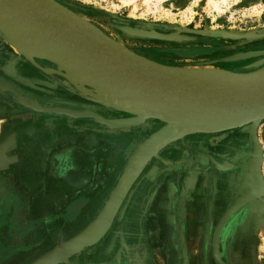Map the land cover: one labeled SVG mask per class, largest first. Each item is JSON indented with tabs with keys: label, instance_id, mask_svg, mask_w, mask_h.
Listing matches in <instances>:
<instances>
[{
	"label": "rangeland",
	"instance_id": "obj_1",
	"mask_svg": "<svg viewBox=\"0 0 264 264\" xmlns=\"http://www.w3.org/2000/svg\"><path fill=\"white\" fill-rule=\"evenodd\" d=\"M55 1L135 53L170 67L244 71L264 62V54L223 60L264 50V0ZM126 28L178 32L191 38L141 37ZM187 29L261 36L236 40ZM79 84L47 61L14 52L0 29V264H30L86 230L132 158L163 125L117 109L111 100L94 98ZM46 108L90 112L106 122L90 115L41 111ZM246 128L251 131L252 124L229 132ZM177 133L171 139V134L161 135L141 154L102 234L57 264H136V259L140 264H219L214 256L215 231L224 214L247 193L237 184L243 178L233 184L222 182V187L205 182L207 170L195 178V161L188 162L184 149L194 148L193 136L220 132ZM256 139L248 142L252 149L246 148V159L255 173L257 144L261 146L264 179V133L257 130ZM167 150L170 157L162 161ZM166 187L172 203L171 224L164 232L150 213ZM251 199L236 208L219 230L217 253L225 264H264V195ZM132 211L141 214L139 222L131 218ZM158 218L166 222L162 215Z\"/></svg>",
	"mask_w": 264,
	"mask_h": 264
},
{
	"label": "water",
	"instance_id": "obj_2",
	"mask_svg": "<svg viewBox=\"0 0 264 264\" xmlns=\"http://www.w3.org/2000/svg\"><path fill=\"white\" fill-rule=\"evenodd\" d=\"M0 11L16 15L30 26L42 31L67 48L89 54L95 59L111 65L117 71L157 90L164 98V102L161 104L138 102L99 89L96 90L100 92L95 93L81 84L76 85L94 98L111 100L109 103L117 109L138 117L160 120L163 125L146 140L139 152L132 158L120 182L95 221L73 239L56 246L30 264H57L96 240L113 216L141 154L161 135L171 134L169 136L171 139L175 138L179 131H184V133L190 131L211 133L240 128L248 124H252V128L255 129L258 123L264 119V66L249 73L231 72L245 82V86L240 87L241 89L227 91L199 89L176 75L174 67L158 63L135 53L106 35L93 23L55 0H0ZM187 30L231 39L246 38L249 40L261 36V34L255 33ZM126 31L129 34L141 37L191 38V36L178 32L164 34L133 28H126ZM262 54H264V51H251L235 54L225 59H245ZM64 75L75 83L74 79L66 74ZM41 111L63 113L74 117L90 115L98 121L106 122L102 117L90 112H75L58 108H46L41 109ZM256 132L257 130H253V136L255 141L258 142ZM262 160L263 149L257 144L255 174L260 182V189L239 199L220 220L214 237V256L219 264H225L217 253V237L223 222L247 200L264 195V179L261 173Z\"/></svg>",
	"mask_w": 264,
	"mask_h": 264
},
{
	"label": "bare ground",
	"instance_id": "obj_3",
	"mask_svg": "<svg viewBox=\"0 0 264 264\" xmlns=\"http://www.w3.org/2000/svg\"><path fill=\"white\" fill-rule=\"evenodd\" d=\"M214 6L217 8V5ZM0 29L8 37L9 45L14 52L28 59L38 58L47 61L81 84H88L96 89L138 102L152 104L164 102L163 96L157 90L89 54L65 47L16 15L0 11ZM174 73L199 89L227 91L245 86L243 79H239L231 72L215 68H174ZM243 185L242 189H246L247 194H252L260 186L254 173L253 163L247 165Z\"/></svg>",
	"mask_w": 264,
	"mask_h": 264
},
{
	"label": "flooded vegetation",
	"instance_id": "obj_4",
	"mask_svg": "<svg viewBox=\"0 0 264 264\" xmlns=\"http://www.w3.org/2000/svg\"><path fill=\"white\" fill-rule=\"evenodd\" d=\"M158 129L159 128H157L156 130ZM232 134H237V132L231 133L229 132V130H225V131H221L220 133H215L214 135L199 134L191 137L192 138L191 143L194 145V148L192 149L185 148L186 150L184 149L183 152L187 153V157L189 158L188 162L195 161L193 163L194 166L193 176L195 178H197L198 172L201 173L202 171L207 170L205 182L207 184L210 183L211 185L213 182L214 183L216 182L218 187H222L223 185L222 182H225V184H227V182L228 183L231 182L233 184L234 180L235 179L237 180V178L239 177L243 178L244 180L245 170L247 169V165H248L246 159L247 151L245 148L246 153H243L241 145H239L242 141L236 139V138H240L241 135H232ZM222 135L232 136V137H230L227 141H220L219 138H217V136H222ZM208 136L209 137L212 136L213 140L208 139L207 138ZM206 138L208 139V141H206ZM188 139L190 140V138ZM246 143L248 142L246 141ZM221 144L227 146V148L224 150L220 148V146L218 147V145ZM190 151H193V153H191ZM232 152L234 154L237 153L236 158H234L233 155H230ZM241 152L243 154H241ZM169 157H170V150L169 151L167 150V152H165L164 154L162 161L168 160ZM167 167H169L168 164ZM170 181L171 180L167 177L166 182L168 183ZM137 182H140V179H138ZM140 183L137 186H139ZM237 184L243 187L242 186L243 183L240 184V182H238ZM246 194L247 193L242 195L241 198ZM138 198H140V196H138ZM157 198L158 199H155L151 205V207H153V211H151L150 215H152V221L157 225V227L161 228L164 232H166V228L170 227L171 224V215H169V213L171 212L170 207L172 203L171 197L169 196V193L167 191V187H166V192H162V194ZM132 212L133 213L131 214V218L135 222H139L140 218L138 217V215L141 214L137 215L136 212L135 213L134 211ZM180 212H181L180 209L176 211V213L178 214ZM159 215H162L163 218L166 219L165 223H163L162 220L160 221V219L158 218ZM213 244H214V240H213ZM136 262H137L136 264H140V261L138 259H136Z\"/></svg>",
	"mask_w": 264,
	"mask_h": 264
},
{
	"label": "crops",
	"instance_id": "obj_5",
	"mask_svg": "<svg viewBox=\"0 0 264 264\" xmlns=\"http://www.w3.org/2000/svg\"><path fill=\"white\" fill-rule=\"evenodd\" d=\"M215 37H217V36H215ZM227 39V38H226ZM231 39V38H230ZM242 38H240V39H236V40H241ZM253 51H264V50H253ZM230 56H232V55H230ZM230 56H226V57H224L223 58V60H225V61H234V60H226L225 58H227V57H230ZM253 57H257V56H253ZM252 58V57H251ZM246 59V58H245ZM237 60H241V59H237ZM255 64V65H254ZM252 66H250V69H245L244 71H242V70H239V71H237V70H233V69H229V68H225V67H215V68H219V69H224V70H227V71H229V72H232V73H249V72H253V71H255V70H258L259 68H262L263 66H264V62L263 63H254ZM242 127H240V128H235V129H230L229 131H236L237 129H241ZM248 129L249 128H246V131H242V132H237V134H232V135H241L240 136V138H236V139H239V140H241L242 142L239 144V145H241V148H242V151H243V153H246L245 152V148H247L248 147V143H246V141L247 142H251L252 140H253V130H258L259 132H262V133H264V119L263 120H261L259 123H258V125L256 126V128L255 129H253L252 128V130L251 131H248ZM221 132V131H220ZM211 133H215V132H211ZM230 137H232V136H226V135H222V136H217V138H219V140L220 141H227ZM208 139H210V140H213V138H212V136H208L207 137ZM206 138V141H208V139ZM216 139V138H215ZM230 144V143H229ZM251 145V144H250ZM249 149V150H248ZM248 149H247V151H250L252 148H249L248 147ZM242 152H241V154H243ZM230 155H233V157L234 158H236L237 156V153H231ZM249 155V154H248Z\"/></svg>",
	"mask_w": 264,
	"mask_h": 264
}]
</instances>
